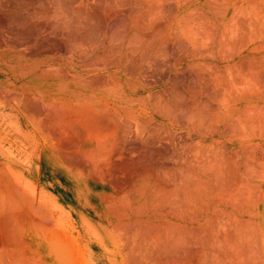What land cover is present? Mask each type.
<instances>
[{
	"label": "bare ground",
	"instance_id": "6f19581e",
	"mask_svg": "<svg viewBox=\"0 0 264 264\" xmlns=\"http://www.w3.org/2000/svg\"><path fill=\"white\" fill-rule=\"evenodd\" d=\"M0 120V264H264V0H0Z\"/></svg>",
	"mask_w": 264,
	"mask_h": 264
},
{
	"label": "rangeland",
	"instance_id": "374dc122",
	"mask_svg": "<svg viewBox=\"0 0 264 264\" xmlns=\"http://www.w3.org/2000/svg\"><path fill=\"white\" fill-rule=\"evenodd\" d=\"M25 147V148H24ZM0 148H1V150L3 151V152H11V153H13V154H20L19 155V158L21 159V161L20 162H23L24 164H25V162H27V160H28V157H29V155H27L26 153L27 152H29L30 153V151H31V149H32V147H30V148H26V139L24 138V137H22V136H17L15 133H12V132H9V126H8V124L7 123H4V122H2L1 120H0ZM23 149V150H22ZM32 153V152H31ZM25 161V162H24ZM77 171V172H76ZM75 171V175H73V177H75V178H78V177H80V175H81V171H79V170H76ZM62 174L60 173V174H57V176L55 177L56 178V180L57 181H61V180H63V178H62ZM34 182L32 183V185H33V189H36V191L38 192V188H39V182H37L38 181V179L35 177L34 179ZM95 183L97 184V186L99 187V188H97V192L99 193V195H109L111 192H112V189H111V187L110 186H108V185H105L104 186V184L100 181V180H95ZM103 188V189H102ZM40 191V190H39ZM101 192V193H100ZM0 199H2L1 197H0ZM17 200H18V202H17ZM20 200V201H19ZM22 199H19V198H11V202H0L1 203V208L0 209H2V208H6V209H9V207H13L14 206V211H15V217L16 216H19V219L18 220H20V222L22 223V225L23 226H27L28 225V223L29 222H33L32 221V219L30 220V218H28L30 215L29 214H32V213H28V208L30 209V207H31V209H33V207L32 206H30L31 205V203H30V201H24V199H23V203H22V201H21ZM99 200H101V202L102 203H104L103 202V199L102 198H99ZM1 201V200H0ZM8 201V200H7ZM13 202V203H12ZM20 202V203H19ZM3 203V204H2ZM11 203V204H14V205H12L11 206V204L9 205V204ZM29 203V204H28ZM22 204V205H21ZM8 205V206H7ZM18 205H20V206H18ZM2 206H4V207H2ZM16 206V207H15ZM28 206H30V207H28ZM19 207H21V208H19ZM22 207L24 208L23 210H20V209H22ZM17 210H19V211H17ZM13 214V212L11 213L9 210H7V213L5 214V217H4V228H10L11 226V223H13V221L14 220H17V218H11V215ZM21 214V215H20ZM25 217V220H22V217ZM66 235V234H65ZM65 235H63V236H65ZM63 236H57L56 237V239L57 240H60V242L61 243H63V241H65L66 239V241H68L67 243H66V245L65 246H63L62 247V249L63 250H65L66 252H65V255H67L68 257H70V260H72L71 262H74V261H77V262H82L83 260H80V258L81 259H83V256H84V252H85V248H80V246H78V249H77V247L76 246H74V245H72V240H71V236L69 237V235H67V237L65 236V237H63ZM68 237L70 238V239H68ZM66 238V239H65ZM258 240V239H257ZM65 241V242H66ZM258 242H262V241H258ZM69 243H71V244H69ZM70 245H72V247H70ZM73 247H76L75 248V250L77 251V252H75L73 249ZM13 248H14V246H13ZM30 248L29 247H26L25 249H24V254H25V258H23L22 260H23V262H22V264L23 263H25V264H28L29 262H28V259L32 262H30V264H33L34 262H36V260L35 259H33L34 257L31 255V251L29 250ZM68 249V250H67ZM90 249V248H89ZM35 250V249H34ZM73 250V251H72ZM26 251H28V252H26ZM33 251V250H32ZM80 251V252H79ZM88 252V251H87ZM26 254H28V255H26ZM147 256H149V252H147V253H145ZM75 255V256H74ZM81 255V256H80ZM26 256H27V258H26ZM31 256V257H30ZM116 256H117V258H118V260L119 261H117V263H115V264H132L131 262H130V259H129V257H130V254H129V249H121L120 251L119 250H117V252H116ZM76 257H79V258H77L76 259ZM202 259V258H201ZM38 262V261H37ZM36 262V263H37ZM198 262H201V263H198ZM207 262V263H206ZM219 262V261H218ZM35 263V264H36ZM216 264V262H213V263H211V262H209L208 260L206 261V259H202V261L200 260H198L197 261V263L196 264ZM71 264H74V263H71ZM77 264H79V263H77ZM85 264H90L89 262H86ZM148 264H150V263H148ZM152 264H154V263H152ZM218 264H222V262H219Z\"/></svg>",
	"mask_w": 264,
	"mask_h": 264
},
{
	"label": "crops",
	"instance_id": "0c3cea01",
	"mask_svg": "<svg viewBox=\"0 0 264 264\" xmlns=\"http://www.w3.org/2000/svg\"><path fill=\"white\" fill-rule=\"evenodd\" d=\"M51 248V247H50ZM87 248V247H86ZM86 248H85V251L86 252H84V255L85 256H83V262H77V261H74V262H72V263H74V264H77V263H79V264H85L86 262H89L90 264H104V262L102 261V260H96V259H94V255L93 254H91L89 251H88V249L86 250ZM59 250H61L60 252H59ZM64 251V252H63ZM88 251V252H87ZM37 252H38V250H37ZM56 252V253H55ZM59 254H58V253ZM65 250H63L62 249V247L61 248H59V249H57V250H54V252L53 253H55L54 255H53V257H55L54 259H57L56 261H55V263H53V264H68V262L71 264V261H70V257H68L67 255H65ZM40 254V253H39ZM58 254V255H57ZM96 254H98V253H96ZM56 255H57V257H56ZM59 255H60V257H61V259L59 258ZM97 256H99V255H97ZM64 259H63V258ZM67 257H68V259H67ZM37 258V257H36ZM38 258H39V260H38V263H36V264H43L44 263V261L40 258V256L38 255ZM37 261V260H36ZM62 261V262H61ZM115 263H117V262H115ZM114 263V264H115Z\"/></svg>",
	"mask_w": 264,
	"mask_h": 264
}]
</instances>
